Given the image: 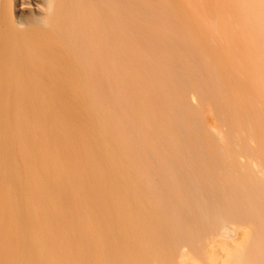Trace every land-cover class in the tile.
<instances>
[{"label":"bare ground","instance_id":"bare-ground-1","mask_svg":"<svg viewBox=\"0 0 264 264\" xmlns=\"http://www.w3.org/2000/svg\"><path fill=\"white\" fill-rule=\"evenodd\" d=\"M0 264H264V0H0Z\"/></svg>","mask_w":264,"mask_h":264}]
</instances>
